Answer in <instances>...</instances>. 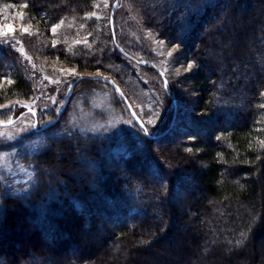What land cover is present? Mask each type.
Listing matches in <instances>:
<instances>
[{"label": "trees", "instance_id": "1", "mask_svg": "<svg viewBox=\"0 0 264 264\" xmlns=\"http://www.w3.org/2000/svg\"><path fill=\"white\" fill-rule=\"evenodd\" d=\"M4 1L42 27L73 20L79 42L53 54L77 69L150 66L115 47L112 4L102 19L97 0ZM132 3L188 52L199 117L182 136L174 120L153 137L138 127L54 136L33 155L31 194L1 198L0 263L264 264V0ZM26 68L12 49L1 52L0 104L11 102L13 113L37 89ZM96 82L82 78L73 89Z\"/></svg>", "mask_w": 264, "mask_h": 264}, {"label": "rangeland", "instance_id": "2", "mask_svg": "<svg viewBox=\"0 0 264 264\" xmlns=\"http://www.w3.org/2000/svg\"><path fill=\"white\" fill-rule=\"evenodd\" d=\"M113 1L97 0L98 18L103 19V14L107 16ZM160 4L156 1L153 6ZM183 17L178 14L177 20ZM155 21L160 22V17ZM73 22L70 19L42 27L38 20L23 10L22 5L0 0V54L12 49L25 61L26 69H30L29 75L37 89L25 103L37 115V128L56 117L73 79L93 74L113 79L149 134L161 132L171 120H174L177 135L182 136L184 129L191 128L189 123L199 117L196 109L201 99L191 80L195 65L183 46L156 32L132 0H122L115 10L116 43L149 61L152 64L149 68L124 61L108 65L109 70L104 72L77 69L53 54L57 46H65L66 50L79 42V36L72 40ZM65 39H70V44L64 43ZM155 68L168 78V91L173 92L175 105L163 89L162 77L150 70ZM79 84L72 90L56 124L40 131L33 129L34 117L30 112L17 108L13 113L11 102L0 104V121L13 119L11 124L0 126V209L3 196L24 200L31 194L37 185L33 155L54 136L75 133L102 136L126 129L137 133V126L126 105L110 85L102 81L90 86ZM52 194L50 189L45 196L52 198Z\"/></svg>", "mask_w": 264, "mask_h": 264}, {"label": "water", "instance_id": "3", "mask_svg": "<svg viewBox=\"0 0 264 264\" xmlns=\"http://www.w3.org/2000/svg\"><path fill=\"white\" fill-rule=\"evenodd\" d=\"M119 1L120 0H114L112 5H111V8H110V13H109V25H110V29H111V33H112V38H113V41H114V45L115 47L123 54L127 55V56H130L128 55L124 49L122 47H120L116 42H115V34H114V12L115 10L117 9L118 5H119ZM139 63L141 64H150L152 65L149 61H146V60H138ZM155 70L159 73V75L162 77V80H163V89L166 91V93L170 96L171 100H172V103L173 105H175V97H174V94L173 92H169L168 91V78H166L164 76V73L159 70L158 68H155ZM82 78H87V79H91V80H99V81H102V82H105L107 83L108 85H110L112 87V89L119 95V97L121 98V100L124 102V104L126 105V108L128 109V112L130 113L131 117L133 118L136 126L139 128V129H142L145 133V135L147 137H153L154 135L152 134H149L146 129H145V126L142 122V120L136 115L135 111L132 109V107L130 106L128 100L126 99V97L124 96V94L121 92L119 86L113 81V79H111L110 77L108 76H105V75H101V74H93V75H80L78 76L68 87V90L66 92V95L64 97V100H63V103L56 115V117L54 119H52L51 121L47 122L46 124L40 126L39 128L36 127L37 123H38V118H37V115L36 113L34 112V110H32L31 108L23 105L25 111H28L30 112L34 119H33V129L36 130V131H40V130H43V129H46L48 128L49 126L53 125L61 116L68 100H69V97H70V94L73 90V87H74V84L82 79ZM175 111V109H174ZM13 122V119H10V120H7V121H0V126L1 125H9Z\"/></svg>", "mask_w": 264, "mask_h": 264}, {"label": "snow or ice", "instance_id": "4", "mask_svg": "<svg viewBox=\"0 0 264 264\" xmlns=\"http://www.w3.org/2000/svg\"><path fill=\"white\" fill-rule=\"evenodd\" d=\"M53 31H55V29H53Z\"/></svg>", "mask_w": 264, "mask_h": 264}]
</instances>
